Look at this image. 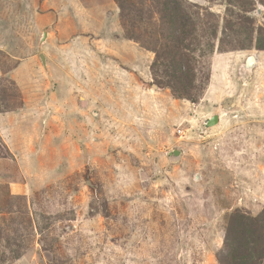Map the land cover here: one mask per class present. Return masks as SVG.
<instances>
[{
    "label": "rangeland",
    "instance_id": "obj_1",
    "mask_svg": "<svg viewBox=\"0 0 264 264\" xmlns=\"http://www.w3.org/2000/svg\"><path fill=\"white\" fill-rule=\"evenodd\" d=\"M182 2L195 102L154 83L155 0H0V264H233L228 232L264 251V0Z\"/></svg>",
    "mask_w": 264,
    "mask_h": 264
},
{
    "label": "trees",
    "instance_id": "obj_2",
    "mask_svg": "<svg viewBox=\"0 0 264 264\" xmlns=\"http://www.w3.org/2000/svg\"><path fill=\"white\" fill-rule=\"evenodd\" d=\"M116 1L121 8L122 19H125V14L123 15L126 10L125 3L129 0ZM155 3L159 8L164 32L158 37L159 39H156L154 47L149 49L156 55L151 67L154 83L160 88L170 89L175 98L195 102L194 99H196L197 93L200 92V88L194 84L196 77L194 71L197 64L194 54L200 48L197 49L196 44H194L196 40L194 35L196 31L195 23L184 10L182 0H155ZM129 6L131 9L133 5L129 3ZM137 17H139V12ZM134 21H130L126 34L130 39L138 40L133 36V30L136 27ZM161 40H164V43L162 42L160 46H157V43ZM257 47L259 50H264V33H260ZM237 219H235V222ZM245 221L248 226L257 225L258 223L255 219L247 218ZM257 234L258 231H252L250 238L251 236H257ZM228 240L230 242V246H228L229 254L227 255L229 262L232 261L233 264H259L262 260L264 251L262 248L260 249L258 241H255L254 238L249 241V234L243 238L237 236L234 239L231 232L230 234L228 232ZM255 243H258L257 246L259 245V247ZM250 244H253V246H250Z\"/></svg>",
    "mask_w": 264,
    "mask_h": 264
},
{
    "label": "water",
    "instance_id": "obj_3",
    "mask_svg": "<svg viewBox=\"0 0 264 264\" xmlns=\"http://www.w3.org/2000/svg\"><path fill=\"white\" fill-rule=\"evenodd\" d=\"M45 37H46V34H45ZM42 60L44 61V56H42ZM251 61H253V58L250 59ZM218 123H220V119L218 116H214L212 117L209 122H208V126L212 127L214 125H217Z\"/></svg>",
    "mask_w": 264,
    "mask_h": 264
},
{
    "label": "bare ground",
    "instance_id": "obj_4",
    "mask_svg": "<svg viewBox=\"0 0 264 264\" xmlns=\"http://www.w3.org/2000/svg\"><path fill=\"white\" fill-rule=\"evenodd\" d=\"M250 62H251V63H253V61H251V60H250ZM223 116H224V114H223V113H221V117H223Z\"/></svg>",
    "mask_w": 264,
    "mask_h": 264
}]
</instances>
